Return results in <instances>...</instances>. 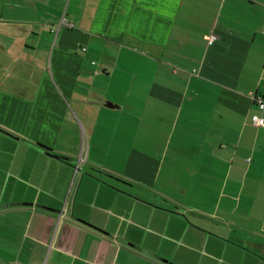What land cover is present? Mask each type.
Returning <instances> with one entry per match:
<instances>
[{
  "label": "crops",
  "instance_id": "crops-1",
  "mask_svg": "<svg viewBox=\"0 0 264 264\" xmlns=\"http://www.w3.org/2000/svg\"><path fill=\"white\" fill-rule=\"evenodd\" d=\"M66 1L0 0V55L10 51L15 68L31 58L51 71L58 95L45 71L44 94L32 96L45 102L38 116L57 140L67 119L77 144L82 133L101 144L104 136L110 148L125 136L128 153L147 162L163 149L150 188L159 202L174 201L179 225L167 244L134 241L131 229L146 226L124 216L127 207L114 211L108 179L137 175L95 162L90 146L79 155L57 141L0 148V264H264V127L252 122L264 120L254 100L264 99V0ZM101 9L106 34L93 32ZM67 18L72 28L60 25ZM122 54L137 55V68L120 64ZM100 80L116 92L99 93ZM51 109L61 126L47 123ZM37 156L42 165L28 162Z\"/></svg>",
  "mask_w": 264,
  "mask_h": 264
},
{
  "label": "rangeland",
  "instance_id": "rangeland-1",
  "mask_svg": "<svg viewBox=\"0 0 264 264\" xmlns=\"http://www.w3.org/2000/svg\"><path fill=\"white\" fill-rule=\"evenodd\" d=\"M107 1L109 0H106V2ZM110 1L118 4L122 0ZM67 5L68 0L66 1L65 6ZM113 7L115 6L113 5ZM67 20L70 21L68 18ZM106 20L107 16H105V13L101 9L99 16L97 17V22L93 27V32L98 34H106L108 31L106 27ZM44 57L47 59L48 63L46 67H48L51 55L49 53L48 56L44 55ZM11 60L10 51H7L6 55H0V135L3 137L0 139V148H16L22 146L24 147V145H30L42 149L47 148L42 144L49 146L51 144H55L57 141V144L55 145L57 147H74L72 149H65L67 151H72L77 147V155H79L82 152L85 153L90 146V157L93 158L95 162L112 168L109 170H112V172L115 173L122 172L129 175L134 173L137 175L135 180L127 181L117 176L114 177L115 180H111L108 179L109 177H113L111 174L104 172L102 173L103 177L110 181L108 185L114 189V191H116L113 195L111 193L109 194L110 203L113 202L115 204L114 211L121 209L122 207H127L128 212L124 213V216L128 217L135 223L146 226L144 229L142 226L141 229H131L130 232L132 236L133 234L136 235V239H134V241L143 245L167 244L168 242L165 241V237L169 235L168 232L175 228V226L179 225L177 216L172 213L171 209L172 206H174V201L168 197H165V200L162 198L163 202H159L158 197H155V192H151L153 189L157 190V184L154 182L151 176L156 170V163H158V161L159 163L163 161V149L158 153H150L149 156L151 159L149 162H147V158H143V156H141L139 153L136 155L134 151H130V153H128V137L125 136L115 138L113 148H110L108 139L104 138V136L102 137L105 143L101 144L95 140L93 141V139L89 141L88 136L85 133H82L80 138L81 143L77 144V137L73 133L71 121L69 122L67 119L63 120L64 133L66 136L57 140V131L49 130V127L45 126L44 122L41 121V117L38 116L37 109L41 107V104L45 105V102L41 103L40 99L35 102L33 99L34 97L32 96V94H35L37 90L41 91L40 97H42L44 94L46 86L43 85V82H48L45 79L42 80V77L46 78L45 71L48 73V76L53 83L51 71H49L48 68L46 69L40 61L35 63V61H33L31 58H29V62H27L28 59L26 61L24 60L22 62L24 64L21 63V65L17 66L16 68L11 65ZM140 61L141 59H139L137 55L133 54L129 56L122 54L119 59V63L126 65V67H130L131 71L134 68H137ZM85 80L86 78H83V81ZM127 81L129 80H126V82ZM99 84H101V87L103 86V88L99 90V93L101 92L105 97L106 95L111 96L113 92H116L113 90V85H108L111 84L110 80L105 82L100 80ZM53 88L58 95L59 91L57 84L53 83ZM57 95L52 96L53 101L51 102L58 105ZM75 98L87 100L88 102V100H90L88 98L92 99L94 98V95L92 94L91 96H87L85 94L81 96L80 92L76 90ZM66 108L69 112L67 117L69 118L72 116L73 120H75L76 113H78V108L76 107L73 100H71L69 97L66 99ZM54 112L55 111L51 109L49 114L52 119H56L52 116ZM52 119L48 120L47 123L61 126V118L59 120L56 119L57 121ZM40 129H44V131H39ZM2 132H7L14 138L5 136L4 134H1ZM151 138L152 137H147V147L151 141ZM38 140H41L44 143ZM171 153L172 150L170 148L169 151L166 152V157L164 160L165 167H167V164L171 162ZM176 153H180V161L184 164L186 158L185 151H176ZM53 155L63 157L61 156L62 154ZM134 159L135 161H138L141 166L140 167L138 165L136 170L132 169L131 162L134 161ZM43 160V157L37 156L34 157V161L28 160V162H34L35 164L37 163L38 165H42L44 163ZM143 163H147L148 166L145 167L142 165ZM139 176L140 179H138ZM189 220V222H192L197 227H208L206 222L202 223L192 217L189 218Z\"/></svg>",
  "mask_w": 264,
  "mask_h": 264
},
{
  "label": "built area",
  "instance_id": "built-area-1",
  "mask_svg": "<svg viewBox=\"0 0 264 264\" xmlns=\"http://www.w3.org/2000/svg\"><path fill=\"white\" fill-rule=\"evenodd\" d=\"M60 25L61 26L72 27V24L69 21H67L66 19H61ZM214 39H215V35L211 34L209 36V38H208V42L212 43ZM83 50H84V48H83ZM254 100H255L256 105L260 109L264 108V99L263 98L255 97ZM252 122H253L254 125L264 127V120L262 118H260L259 116H257V115H253L252 116ZM78 162H80V160ZM77 168H78V166H77ZM39 264H46V262L44 261V262L39 263Z\"/></svg>",
  "mask_w": 264,
  "mask_h": 264
},
{
  "label": "water",
  "instance_id": "water-1",
  "mask_svg": "<svg viewBox=\"0 0 264 264\" xmlns=\"http://www.w3.org/2000/svg\"><path fill=\"white\" fill-rule=\"evenodd\" d=\"M7 133V132H6ZM8 134V133H7ZM52 156H54V157H58V156H55V155H52ZM63 160H65V161H68L66 158H63V157H61ZM17 205H24V204H26V203H16ZM30 204V203H29ZM47 209V208H46ZM49 210H51V209H49ZM71 218H75L74 216H71ZM76 219V218H75ZM77 220H79V221H81V222H83V223H85V224H87V225H89V226H91V227H93V228H96L97 230H99V231H101V232H103V233H106L105 231H103V230H101L100 228H97V227H95V226H93V225H91V224H89V223H87L86 221H83V220H81V219H78L77 218ZM128 245H131L130 243H128V242H126Z\"/></svg>",
  "mask_w": 264,
  "mask_h": 264
},
{
  "label": "trees",
  "instance_id": "trees-1",
  "mask_svg": "<svg viewBox=\"0 0 264 264\" xmlns=\"http://www.w3.org/2000/svg\"><path fill=\"white\" fill-rule=\"evenodd\" d=\"M45 149H47V148H45Z\"/></svg>",
  "mask_w": 264,
  "mask_h": 264
}]
</instances>
